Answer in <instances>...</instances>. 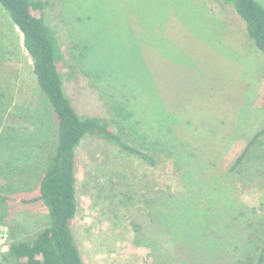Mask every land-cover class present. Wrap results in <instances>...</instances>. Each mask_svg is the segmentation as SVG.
I'll return each instance as SVG.
<instances>
[{
	"label": "rangeland",
	"instance_id": "rangeland-1",
	"mask_svg": "<svg viewBox=\"0 0 264 264\" xmlns=\"http://www.w3.org/2000/svg\"><path fill=\"white\" fill-rule=\"evenodd\" d=\"M42 1L64 51L59 68L74 107L111 121L156 161L99 136L82 139L72 229L85 264H153L141 242L150 235L172 251L188 247L164 223L194 236L201 264H253L264 242V135L234 162L264 127V53L234 6ZM57 126L23 34L0 3V195L8 198L0 200V226L9 245L32 240L50 222L42 205L20 198L38 193Z\"/></svg>",
	"mask_w": 264,
	"mask_h": 264
},
{
	"label": "trees",
	"instance_id": "trees-1",
	"mask_svg": "<svg viewBox=\"0 0 264 264\" xmlns=\"http://www.w3.org/2000/svg\"><path fill=\"white\" fill-rule=\"evenodd\" d=\"M222 1L224 4L234 6L246 23L248 36L264 53V5L258 0ZM0 3L23 34V43L32 57L37 82L51 102L58 123L55 148L49 155L47 154L48 156L43 155L44 166L41 168L38 193L28 198H20L23 204L42 205L48 211L50 222L30 241L13 240L8 251L3 253L0 264H11L12 259L16 260L17 264H85L72 229L73 220L78 212L76 149L82 139L87 135L99 136L130 153L139 155L152 165L156 161L150 153L126 142L111 121L100 116L82 115L74 107L59 68V62L64 59V51L57 30L46 19L45 2L0 0ZM263 135L264 127L237 157L235 167L241 164L253 141ZM7 199L0 195V200ZM171 206L166 204L164 207ZM166 213V221L172 220V212ZM4 218L2 213L0 220ZM161 226L172 238L184 240L188 247L185 245L180 248V245L174 244L176 248L172 251L162 245L155 235L141 237V242L144 238L147 240L145 245L150 249L153 264L203 263L201 262V258L204 257L201 253L203 249L192 241L194 236H189L190 233L188 236L184 235L185 230L177 227L175 231L166 223ZM257 241L253 240L246 254V259L250 263L254 261L250 251ZM255 258L253 264L264 262V242Z\"/></svg>",
	"mask_w": 264,
	"mask_h": 264
},
{
	"label": "built area",
	"instance_id": "built-area-1",
	"mask_svg": "<svg viewBox=\"0 0 264 264\" xmlns=\"http://www.w3.org/2000/svg\"><path fill=\"white\" fill-rule=\"evenodd\" d=\"M8 239V232L7 228H3L0 226V262H1V256L2 254L8 250L9 244L7 243Z\"/></svg>",
	"mask_w": 264,
	"mask_h": 264
}]
</instances>
